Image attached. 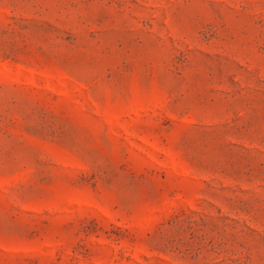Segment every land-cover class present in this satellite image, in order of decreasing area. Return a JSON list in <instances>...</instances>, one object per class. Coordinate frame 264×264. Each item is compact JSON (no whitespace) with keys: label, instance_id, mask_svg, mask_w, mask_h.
Instances as JSON below:
<instances>
[{"label":"rangeland","instance_id":"1","mask_svg":"<svg viewBox=\"0 0 264 264\" xmlns=\"http://www.w3.org/2000/svg\"><path fill=\"white\" fill-rule=\"evenodd\" d=\"M0 264H264V0H0Z\"/></svg>","mask_w":264,"mask_h":264}]
</instances>
